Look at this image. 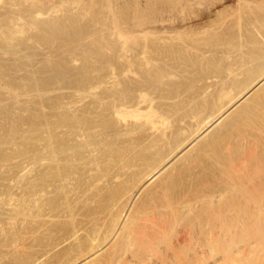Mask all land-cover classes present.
I'll use <instances>...</instances> for the list:
<instances>
[{
  "label": "bare ground",
  "instance_id": "bare-ground-1",
  "mask_svg": "<svg viewBox=\"0 0 264 264\" xmlns=\"http://www.w3.org/2000/svg\"><path fill=\"white\" fill-rule=\"evenodd\" d=\"M109 2L108 5L112 6ZM224 2L228 3L229 8H223V11H220L223 12L221 15L211 20L203 30L196 31L197 38L188 36L187 40L180 41L177 45L178 48L174 46L177 49L176 54H178L177 57L175 56L176 58L178 56L181 58L180 55L183 52L185 53L186 50L192 52L202 50L206 54L207 52L211 54L221 53L222 57L225 56L222 61L227 58L232 61L226 60L231 62L228 66V62H224L227 63V68H225L226 70L223 69L225 72L222 73L220 72L222 69L219 70L220 65L216 66L218 68H215V72L218 73L213 72L215 75H211H213L212 79H217L212 81L210 85L204 86L199 95L197 94V97L203 100L198 99V102H195L197 99L194 98L195 100L191 101L195 104L190 102L186 108H183L184 115L176 120L178 122L176 126H181L180 123L188 125L190 121L185 122V119L188 118L193 121L199 120V123L191 133L183 127H181V132H177L180 128L175 129L174 132L171 131L170 133L173 132L174 135L176 132L178 137L173 138L169 135L170 138H173L171 139L173 146H171V149L168 148L170 151L167 153L164 151L165 155L159 156L164 152H162L163 149H158V146L162 147L161 144L168 142L169 139L166 140L167 142L165 141V138L168 137L166 132L171 127L170 123H173V117L177 115L172 112L171 115H168L170 113L168 109H171L168 107L167 110L165 109L168 112L167 114H163L165 112L157 113L152 102L147 100L150 99L147 88L152 89L154 87L153 89H155L160 83L162 84L165 78L173 77L174 73L170 71L167 74L162 75L159 73L153 77L147 74L149 79L144 78L147 81L145 85L143 83L146 88L136 89L138 91H135L134 98H122L116 103L109 99L112 104L109 103L110 106L105 107V111H102L103 113L100 116L94 114L95 112L91 108L80 110L76 109L77 106H74V108L72 105L65 104L61 109L63 112L59 114L57 106L53 107L54 113L51 115L49 126L50 142L48 143H50V184L53 186L50 185L52 187L50 193H53L52 195L55 198L50 195L52 196L50 197L52 198L50 199V208L56 213H64L66 217L71 215L70 217L73 219L74 203L83 202L84 197H81L91 193L87 188L85 189V186L82 187L83 189L80 188L84 185V182H90L82 179L84 177L83 171L86 168L90 169L93 166L99 168V166H102L104 171L108 172H103L104 175L109 174L110 176L108 183L107 179L103 182L109 184L111 189L114 186L112 184L114 181L120 183V190L117 191L116 189L115 191L117 192L118 201L116 203L111 201L112 204L110 203V223L106 225V221V224H96L94 219V223L90 219L92 223L91 226L88 223V229L91 228V231L87 232L90 239L87 248L89 251L86 249V253L81 252L85 254L80 255L81 257L78 256L79 259L77 261L76 258L77 262L74 264H97L101 260L102 256L100 254L103 252L106 254L109 252V256H106V254L105 256L110 260L113 259L116 264H226L231 261L233 255L242 252L241 250L236 251L238 248H235V243H241V239L246 234L245 231L248 230L250 233L253 231L251 229H255L259 223L261 224L262 218H264V0H146L147 5H150V7L160 5L159 13L154 20H151L152 17L150 16L148 23L140 26L136 32L142 36L144 35V37L147 36V39L156 40L161 34L169 35V33L174 32V29H184L185 26L196 20L197 12H203L206 14V18H210V11ZM117 34L120 35V33ZM121 35L124 36L122 33ZM130 35L128 36L129 39L127 38L128 40L126 37L121 36L122 38H120H124V41L120 40L122 41L121 44L114 47L117 48L115 53L117 60H122V58L125 60V56L130 52L128 47L130 48L129 45L131 43L133 45L135 42L133 37L130 40ZM164 38L165 36H161L159 40L166 41L170 37ZM224 40L226 41L224 42ZM156 42L161 41L157 39ZM161 43L164 45L165 42ZM203 47L205 51H203ZM148 48L152 47L149 46ZM167 49L165 47V51ZM133 51L135 52L136 49ZM142 51H145V49ZM141 52L139 54H142ZM171 54L169 53V55ZM133 56L136 58V54ZM216 56L219 55L216 54ZM175 57H171V59L174 60ZM160 60H162V57ZM218 61L216 59L215 62ZM220 62L218 63L221 64ZM130 66L126 71L127 73L131 71ZM209 67L208 69H210ZM121 69L123 70L122 66ZM218 77H220V81ZM145 103L148 104L144 112L141 105ZM191 104H194V106L192 107ZM75 110L82 111L80 112L82 115L80 113V115L76 114ZM173 126L175 125L173 124ZM173 126L170 130L173 129ZM134 134L138 136L133 137ZM155 148L160 150L159 154H156ZM91 173L95 175L93 171ZM100 173L99 175H101ZM97 177H94L97 181L94 180L93 184L101 186L102 181ZM104 178H108V176H104ZM210 184H213V187ZM179 185H182L185 190H181L182 194L178 190L180 196L174 195L176 197H173L172 192ZM188 185L191 187H188ZM195 185L208 186L211 189L204 188L205 191H202L203 189L200 191L201 188L199 187L200 189L194 190L195 187L193 186ZM92 187L95 188L93 185ZM78 188L82 191L85 189L84 191H88V193L85 192L82 195L84 192H81L79 193L81 195H77L76 191L80 192ZM91 189L94 192L96 191L93 188ZM111 189H108L107 185V191ZM73 191L76 196H81V201L73 200L70 196V193L74 194ZM94 192H92L93 196H87L93 198ZM101 192H99L100 194L97 193V198L98 195H102L103 192ZM108 193L106 192V194ZM112 193L115 194L111 192V197L113 196ZM87 196H85L86 200ZM59 201L62 204L58 203ZM87 202L85 201V203ZM242 202L243 205H246V208L244 209L245 206H241L240 209L244 210L235 211V213L233 212L234 216H229L231 210L228 209L237 210L239 206L237 209L232 206L235 204L242 205ZM88 204H86V207ZM82 207L84 209L85 205H81V209ZM75 210L74 212H76ZM77 211L79 210L77 209ZM52 214L51 216L54 218ZM192 214H200L199 216H193L195 217L193 220L197 219V222L192 228L197 233L195 232V234L192 231L193 229L190 230L191 227L188 226L190 229H186L190 231L182 228L183 231L176 232L174 238L177 243H183L185 247L187 245L185 255L183 256L178 252L176 246L177 249L175 248L174 251L169 250V252H167L168 249L166 250L167 247H164L166 252L163 253L161 247L165 243L164 241L162 244L164 236L166 234L173 235V233L167 232L168 229L171 230L173 225L175 227V224L180 223ZM75 218L76 216H74ZM185 220L188 221V219ZM189 221L192 222L191 219ZM193 222L195 223V221ZM259 227L261 226L259 225ZM102 231L105 234L104 237ZM100 232L102 241L98 239ZM242 232L244 234L241 236ZM73 233L72 237H77L76 232ZM91 233L93 235L90 238ZM198 233L199 235H197ZM232 233L236 234V238L239 236L237 233H240L241 239H237L238 243L233 241L234 237V239H230L233 236ZM251 233L253 234V232ZM260 240H257L260 241V244L258 242L257 245L255 244L257 241L250 242V244L247 240L249 246L246 248V254H244L246 255L245 260H247H244L245 264H264V237ZM172 246H170L171 249ZM80 247L82 248V246ZM232 250L236 253H232ZM109 262L112 263V260L107 263Z\"/></svg>",
  "mask_w": 264,
  "mask_h": 264
},
{
  "label": "rangeland",
  "instance_id": "rangeland-1",
  "mask_svg": "<svg viewBox=\"0 0 264 264\" xmlns=\"http://www.w3.org/2000/svg\"><path fill=\"white\" fill-rule=\"evenodd\" d=\"M108 1H110L109 4L112 6L108 5ZM146 5V0H141V2L140 0H0V264L76 263L79 259L77 257L85 254L88 248L90 240L88 233L91 231V228H89L90 230L88 229V225L90 224L91 226L92 223L90 221L94 219L96 224H106L107 221L106 225H108L111 221V217L109 216L111 215L109 214L110 203L112 204V202L116 203V201H118L116 197L117 192L115 191L116 189L117 191L120 190V183L114 181L112 183L114 186L111 189L109 184L103 182L107 179L106 181L108 183L110 176L109 174L104 175L103 173L108 172L104 171L102 166H99L100 169L93 166L90 168L91 170L86 168L83 171L84 177L82 178V174L81 178L83 181L88 180L90 182H84V185L80 188H84L85 186V189L87 188L91 193L94 192L91 188L96 190L94 192L96 195L93 197L94 200L92 197H89L93 196V193L92 195L91 193L84 195L86 191H84L85 189L82 191L83 188L81 190L78 188L80 192H77V189V191L74 190L78 193L77 195H81L79 193L84 192L82 194L84 196L82 197L76 196L74 191V194L70 193L73 200L79 201L84 197L82 200L83 202L79 204L74 203L73 214L76 216L75 219L73 214L72 219L70 217L71 215L66 217L64 213H56V211L50 208V199H52L50 197L53 196L50 190L53 186L50 184V143L48 142H50L49 126L51 115L54 113V106H57L56 108H58L59 114L63 112L61 109L63 105L65 106L66 104L72 105L73 107L77 106L76 109L78 108L80 110L91 108L92 111L95 112L94 114L100 116L105 111V107H109V103L112 104L111 101L116 103L122 98H134L136 89L146 88L144 85L147 80L145 79H149V76L153 77L159 73L163 75L170 71L174 73L173 77L169 76V78H165L162 84L160 83L155 89H153L154 87H152V89L147 88L149 90L148 96L150 97V99L147 100L152 102L153 108L157 113L165 112L163 114H167L170 112L168 115L176 113V117L172 116L173 123H170L172 127L173 124L176 126L178 123L176 120L184 115L183 108H186L187 104L189 105L190 102L194 103L191 100L197 99L195 102H198L199 97L197 96L204 89V86L210 85L212 81L217 79H212L213 75L218 73L215 72V68H218L216 66L220 65L219 70L221 68L222 70H220V72L222 73L225 72L223 69L231 64L230 61L232 60H230V58L222 61L225 56L222 57L221 53H216L219 55L217 57L216 54L213 53H203L201 49H199L201 50L199 52L186 50L185 53L183 52L184 55L183 53L180 55L182 56L181 58L179 56L176 58L178 55L176 54V48H178L177 45L180 41L187 40L188 36H190V38H197L195 32L203 30L211 20L221 15L223 12L220 11H223V8L228 9V3L224 2L213 8L209 13L211 14L210 18H206V14L203 12H197L198 14H196L198 16L196 20L188 24V26H185L184 29H174V32L169 33V35H159L157 39L158 41L165 42L164 45L161 42H156L157 39H147V36L144 37V35L142 36L136 32V30H139L140 26L148 23L149 18L152 17L151 20H154L159 13L158 10L160 9V5L158 7H150V5H147L149 6L147 7ZM217 12H219V14H217ZM34 14L36 15L34 16ZM116 32L120 33V35L121 33L124 34V36H121L126 37V39H129L128 36L132 33L130 35V40L134 38L135 44L133 43L132 45L131 43L129 45L130 48L128 47V49H130L128 54L130 56L132 54L131 58H129L130 56L127 54L125 60L124 58H122V60H117L115 54L117 48L114 47L117 46V44L119 46L121 42L124 41V38L121 39L122 37L120 35L118 36ZM161 36L170 38L166 41H162L159 40ZM225 41L226 40H224V42ZM136 44L137 46H135ZM149 46L152 48H148ZM137 47L142 49H138ZM165 47L169 50L167 49V51H165ZM172 48L174 49L173 51ZM134 49H136V53L133 51ZM144 49L145 51H142ZM202 49L205 51L204 47ZM98 50L99 52L102 51L99 53ZM137 50L140 51L138 52ZM140 52L142 54H139ZM168 52L171 55H169ZM134 54H136L137 59L133 56ZM144 54L146 55L142 56ZM169 56L172 58L176 57L172 60ZM202 56L208 57L205 58ZM161 57L162 60H160ZM216 59L217 61L219 60L218 62L221 60L220 63L222 65L215 62ZM228 59L230 60L229 62L226 61ZM203 60L206 65L203 63ZM225 61L228 62V64L226 63L227 66L224 63ZM211 62L214 63L212 64ZM131 63L133 64L131 65ZM185 63L186 65H184ZM208 64H210L209 66L211 67H209ZM129 66L131 73L126 72ZM207 66L211 70L208 69ZM199 68L201 73L199 72ZM213 72L215 73L213 74ZM122 74L124 75L122 76ZM218 80L220 81V77H218ZM109 99H111V101ZM201 99L202 98L199 100ZM75 103L78 104L75 105ZM147 104L148 103L141 105L144 112L147 109ZM194 104H191L192 107ZM167 107L171 108L168 109V112L166 111ZM70 110H72V108H70ZM75 111L76 114L82 112ZM80 114L82 115V113ZM187 120L191 122H188V125L180 123L181 126H173L172 130H170V127L166 132V136L168 134V137L165 138V141L169 139L168 142L166 141L167 143L161 144L164 148L159 147V145L158 149H163L162 152L166 151V153L170 151L169 149L173 146V141L171 139L177 136L176 132L175 135L173 134L175 129L178 130L180 128V130L176 131L181 132V127H183L185 129L187 128V131L191 133L194 128H197L199 120L193 121L188 118L185 119V122H187ZM171 131L173 132L170 133ZM189 133L186 134L188 135ZM136 135L134 134L132 136L134 137ZM169 135L173 138H170ZM156 149L157 148L154 149L156 154H159L160 150ZM166 153H161L162 155L160 154L159 156H163ZM156 156L158 157V155ZM87 169L88 171H86ZM91 171H93L95 175L91 173ZM99 172H101V175H99ZM91 174L94 176L92 177ZM104 176H108V178H104ZM94 177L100 178V181H102L100 184L101 186L93 184L94 180L97 181ZM91 184L95 186V188L92 187ZM50 185L52 187H50ZM86 185H91V188ZM107 185L108 189L114 190L107 191ZM210 185L213 187V184ZM96 186L97 189L99 187L98 191ZM179 186L172 192L173 197L177 195L179 197V191L180 194H182V191L185 190L182 185ZM201 186L202 185H195L193 187H195L194 190L201 188L200 191L202 189V191H205L204 188H208V186ZM188 187L191 186L188 185ZM104 189H106V191H104ZM88 191L86 193H88ZM99 192H101L102 195H98L97 198V193L100 194ZM106 192L109 193L106 194ZM111 192L115 193H112L115 197H111ZM85 196H87L88 202ZM107 197L108 199L111 197V199L108 200ZM53 198H55V196H53ZM85 201L87 203H85ZM58 203H61V201ZM103 203L107 206L103 205ZM83 204L85 207L86 204H88L86 209L85 207L81 209V205L84 206ZM238 206L239 208L237 209ZM241 206H245L244 209L246 208V205H243L242 202V205L235 204L232 206L237 210L232 207V209H228L231 210L229 216H234L235 211L244 210L242 208L240 209ZM77 209L79 211H77ZM74 210L76 212H74ZM50 213L54 218H52ZM58 213L59 215H57ZM199 215L200 214H192L190 217L185 218L188 219V221L184 219L185 222L182 220L178 223L181 226L175 224V227L174 225L172 226V231L168 229L169 231L167 232H171L173 235L166 234V236H164L165 240L163 239L162 244L164 241L165 243L161 247L163 253L166 252L167 249V252H169V250L174 251L175 248L178 247V249L176 248L177 251L183 256L185 255L187 245L185 247L183 243H177L174 239L176 236L175 233L189 227H191V229L189 228L190 230L193 229L192 231L197 233V231L192 228L197 222V219L193 220V218H195L193 216ZM190 219L192 222L195 221V223L193 222V224L190 222ZM262 223L263 225H261ZM261 224L259 223L261 227L257 225V228L260 230H255L257 229L256 227L255 229H251L253 231L250 230L253 234L251 232L249 233L248 230V232L245 231L246 234L248 233L247 235L242 232L241 236L242 234L245 236H243V239L240 238V233H237V235H239L237 238L234 233H232L233 236L230 235L232 236L230 239L232 240L234 237L235 239L233 238V241L237 243L239 242L237 241L238 238L242 240H240L241 243H235V248H238L236 251L241 250L243 253L237 251L239 253L231 257V261H229L231 263L228 262L226 264H245L244 260L246 255L244 254H246V248L249 246L248 242L254 243L258 239L260 240L264 237V218H262ZM167 227L169 228V226ZM189 229H186V231H190ZM73 232H78L77 234L75 233L77 237H72V234L74 235ZM92 235L93 233L90 234V238ZM103 235L105 234L102 231V236ZM197 235H199V233ZM102 236L100 232L98 239L101 241ZM260 241H257L255 244L257 245L258 242L260 244ZM169 244L170 246L173 244L176 245H173L174 247L172 246L171 249ZM80 246H82V248ZM164 247H167L166 250H164ZM233 250L231 252L236 253L233 252ZM87 251L89 250L87 249ZM157 253L159 254L160 252ZM105 254L104 252L100 254L102 258L97 264H116L113 259H111L112 263H107L111 260L106 257L107 255L109 256V252L106 256ZM105 258L108 261H105Z\"/></svg>",
  "mask_w": 264,
  "mask_h": 264
}]
</instances>
